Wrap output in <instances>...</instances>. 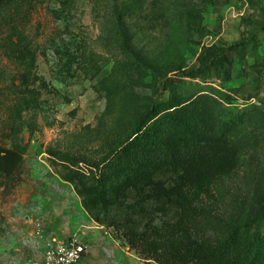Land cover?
I'll use <instances>...</instances> for the list:
<instances>
[{
  "label": "rangeland",
  "instance_id": "rangeland-1",
  "mask_svg": "<svg viewBox=\"0 0 264 264\" xmlns=\"http://www.w3.org/2000/svg\"><path fill=\"white\" fill-rule=\"evenodd\" d=\"M251 37L253 53L239 49ZM173 98L187 100L174 117L211 139L237 118L233 159L204 165L190 215L206 251L250 216L264 224V0H0V146L23 155L0 173V264L40 263L73 237L86 245L77 264H157L89 219L57 172L88 182L74 168L96 169Z\"/></svg>",
  "mask_w": 264,
  "mask_h": 264
},
{
  "label": "trees",
  "instance_id": "trees-1",
  "mask_svg": "<svg viewBox=\"0 0 264 264\" xmlns=\"http://www.w3.org/2000/svg\"><path fill=\"white\" fill-rule=\"evenodd\" d=\"M238 45L253 53L255 41L251 37ZM186 101L173 98L156 103L144 112L110 157L95 165L96 169L88 167L84 172L79 166L73 167L89 177L88 182L63 171L57 174L72 185L88 217L108 228L112 239L128 246L146 262L264 264V224H259L254 215L206 251L191 232L190 215L196 211L204 165L225 164L233 159L225 137L229 124L237 118L229 117V122L223 123L211 139L203 122L189 126L185 118L178 121L174 117L185 109L182 107ZM161 113L169 116L168 126L177 132L178 142L162 136L166 127L160 122ZM22 161L20 150L0 146L1 174L11 175Z\"/></svg>",
  "mask_w": 264,
  "mask_h": 264
},
{
  "label": "built area",
  "instance_id": "built-area-1",
  "mask_svg": "<svg viewBox=\"0 0 264 264\" xmlns=\"http://www.w3.org/2000/svg\"><path fill=\"white\" fill-rule=\"evenodd\" d=\"M86 245L76 238H67L49 244L42 261L34 264H77L84 256Z\"/></svg>",
  "mask_w": 264,
  "mask_h": 264
},
{
  "label": "crops",
  "instance_id": "crops-1",
  "mask_svg": "<svg viewBox=\"0 0 264 264\" xmlns=\"http://www.w3.org/2000/svg\"><path fill=\"white\" fill-rule=\"evenodd\" d=\"M87 215V214H86ZM87 217H88V215H87ZM89 219H91L90 217H88ZM92 220V219H91ZM93 221V220H92ZM94 222V221H93Z\"/></svg>",
  "mask_w": 264,
  "mask_h": 264
}]
</instances>
